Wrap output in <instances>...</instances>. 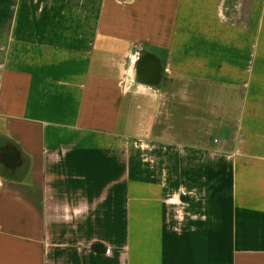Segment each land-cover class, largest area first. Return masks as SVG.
Segmentation results:
<instances>
[{
    "label": "crops",
    "instance_id": "crops-1",
    "mask_svg": "<svg viewBox=\"0 0 264 264\" xmlns=\"http://www.w3.org/2000/svg\"><path fill=\"white\" fill-rule=\"evenodd\" d=\"M0 264H264V0H0Z\"/></svg>",
    "mask_w": 264,
    "mask_h": 264
},
{
    "label": "trees",
    "instance_id": "trees-1",
    "mask_svg": "<svg viewBox=\"0 0 264 264\" xmlns=\"http://www.w3.org/2000/svg\"><path fill=\"white\" fill-rule=\"evenodd\" d=\"M92 250L99 252V253H102V252H105V247L102 244H94L92 246Z\"/></svg>",
    "mask_w": 264,
    "mask_h": 264
},
{
    "label": "clouds",
    "instance_id": "clouds-1",
    "mask_svg": "<svg viewBox=\"0 0 264 264\" xmlns=\"http://www.w3.org/2000/svg\"><path fill=\"white\" fill-rule=\"evenodd\" d=\"M136 59H137L136 56H133V57H132V63H133V65L135 64ZM128 74H129L130 76H134V69H133V67H129V69H128Z\"/></svg>",
    "mask_w": 264,
    "mask_h": 264
},
{
    "label": "flooded vegetation",
    "instance_id": "flooded-vegetation-1",
    "mask_svg": "<svg viewBox=\"0 0 264 264\" xmlns=\"http://www.w3.org/2000/svg\"><path fill=\"white\" fill-rule=\"evenodd\" d=\"M143 55H145V53H141V55H140V57H142ZM143 58H144V56L142 57V58H140L142 61L140 62V65H139V68H137V71H142V66L144 65L142 62L144 61L143 60ZM146 62V61H145ZM140 74V76L143 78L144 77V75H143V73L141 72V73H139Z\"/></svg>",
    "mask_w": 264,
    "mask_h": 264
},
{
    "label": "built area",
    "instance_id": "built-area-1",
    "mask_svg": "<svg viewBox=\"0 0 264 264\" xmlns=\"http://www.w3.org/2000/svg\"><path fill=\"white\" fill-rule=\"evenodd\" d=\"M179 203V200H173L172 201V204H178Z\"/></svg>",
    "mask_w": 264,
    "mask_h": 264
},
{
    "label": "rangeland",
    "instance_id": "rangeland-1",
    "mask_svg": "<svg viewBox=\"0 0 264 264\" xmlns=\"http://www.w3.org/2000/svg\"><path fill=\"white\" fill-rule=\"evenodd\" d=\"M122 73H123V71H122Z\"/></svg>",
    "mask_w": 264,
    "mask_h": 264
}]
</instances>
